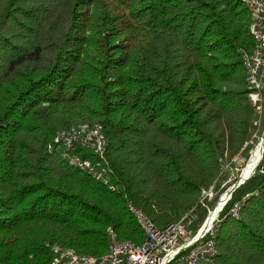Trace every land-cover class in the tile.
Here are the masks:
<instances>
[{
	"label": "trees",
	"instance_id": "16d2710c",
	"mask_svg": "<svg viewBox=\"0 0 264 264\" xmlns=\"http://www.w3.org/2000/svg\"><path fill=\"white\" fill-rule=\"evenodd\" d=\"M250 22L244 0H0V264H51L57 245L102 255L109 227L142 243L129 203L160 228L198 205L196 232L202 189L217 201L262 134ZM83 122L103 126L105 161L67 152L101 177L55 142ZM220 219L211 264H264V157Z\"/></svg>",
	"mask_w": 264,
	"mask_h": 264
},
{
	"label": "built area",
	"instance_id": "2783aa9c",
	"mask_svg": "<svg viewBox=\"0 0 264 264\" xmlns=\"http://www.w3.org/2000/svg\"><path fill=\"white\" fill-rule=\"evenodd\" d=\"M244 1L251 13L250 32L253 48L251 50L241 48L240 52L246 71L247 86L250 90V102L262 115L264 108V0ZM259 119L261 121V117ZM258 122L259 120L256 125ZM254 137H257V133L254 134ZM55 142L64 145L65 156L73 165L86 169L98 177L102 176L98 172L101 166L98 163L94 164L90 158L84 157L82 152L73 155L67 152L78 145L93 151L101 160L105 161L107 140L101 124L83 122L71 129L59 131L55 136ZM242 178L237 180L239 185L246 181ZM235 184L236 182L226 187V192H224L228 195L223 197L224 202L220 212L231 199L232 193L229 194L228 190ZM217 194L218 191L214 185L208 189H202L200 203L207 207L208 215L196 232L192 230V225L198 218V205L185 212L180 220L160 228L143 210L133 203H129V210L144 232L142 243L121 240L116 230L109 227L107 229L108 249L106 253L102 255L79 254L70 248H62L57 245L54 247L57 254L51 264H211L219 253L216 236L221 221L220 212L210 225L207 226V222L212 214V209H216L217 204H220V202L218 203L219 199L222 200L220 195L211 208L210 203L215 200ZM239 211L240 204L236 203L231 210V215L238 217Z\"/></svg>",
	"mask_w": 264,
	"mask_h": 264
},
{
	"label": "rangeland",
	"instance_id": "374dc122",
	"mask_svg": "<svg viewBox=\"0 0 264 264\" xmlns=\"http://www.w3.org/2000/svg\"><path fill=\"white\" fill-rule=\"evenodd\" d=\"M262 115L259 114V118L261 117V121L260 119L259 122H258V128H257V131H260L262 132V134L264 133V129H261V126H262V123L264 121V108H263V111L261 113ZM90 123V122H89ZM261 134V135H262ZM264 134L262 136H259L260 139L258 140L257 138V141H255V147L254 148H248L247 151L245 153H242L238 156L235 157L234 159V162L232 165H227L226 166V169H229V173H228V177L225 178V179H222L220 182H221V186H220V189H222L225 185L224 188H226L228 185H232V183L235 181L236 178H240L242 176V174L244 176L248 175L249 172H247V170L250 171L249 167H250V163H251V159H252V156L254 154V152L256 151L257 147L260 145L261 143V140L263 138ZM257 162V160L255 161V163ZM254 163V165H255ZM246 173V174H245ZM237 179V180H238ZM226 192V191H225ZM225 192H223L221 194L220 197H222L224 194H226ZM221 199H219L220 201ZM218 201V202H219ZM214 202V203H213ZM211 205V208L214 206V204L216 203V201L214 200ZM213 210V209H212Z\"/></svg>",
	"mask_w": 264,
	"mask_h": 264
},
{
	"label": "bare ground",
	"instance_id": "6f19581e",
	"mask_svg": "<svg viewBox=\"0 0 264 264\" xmlns=\"http://www.w3.org/2000/svg\"><path fill=\"white\" fill-rule=\"evenodd\" d=\"M263 150H264V136H263V138H262V140H261L260 145L257 147L256 151L254 152V154H253V156H252L251 163H250V167H249L250 171L247 170V172H249L248 175H250L251 173H253V171L255 170V167L258 165V163H259V161H260V159H261V157H262L261 154H263ZM260 156H261V157H260ZM259 158H260V159H259ZM256 160H257V162L255 163ZM254 163H255V165H254ZM245 174H246V173H245ZM248 175L244 176V175L242 174L241 177H243V178L245 179ZM227 195H228V194H224V195L222 196V200L219 201L220 204H217L216 209L214 208V209L212 210V214H211V216L209 217V220H208V222H207V226L211 224V222L215 219V217H216V216L218 215V213L220 212L221 205H222L223 202H224L223 197H225V196H227ZM219 202H218V203H219Z\"/></svg>",
	"mask_w": 264,
	"mask_h": 264
},
{
	"label": "water",
	"instance_id": "95a60500",
	"mask_svg": "<svg viewBox=\"0 0 264 264\" xmlns=\"http://www.w3.org/2000/svg\"><path fill=\"white\" fill-rule=\"evenodd\" d=\"M261 158H262V157H261ZM261 160H262V159H260L259 163L261 162ZM259 163H258V165H259ZM258 165L255 167V170L253 171V173H251L250 175H248V176L245 178V180H247L248 178H250V177L255 173V171H256ZM242 179H243V178H242ZM240 182H242V181H240ZM238 185H239V181L236 182L235 186H233L230 190H228V193H229V194H230V193H233L234 189H235Z\"/></svg>",
	"mask_w": 264,
	"mask_h": 264
}]
</instances>
